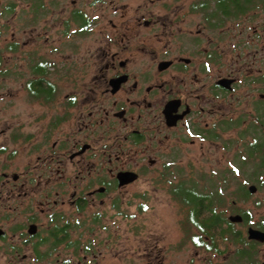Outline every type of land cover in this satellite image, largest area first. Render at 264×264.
I'll use <instances>...</instances> for the list:
<instances>
[{
    "label": "flooded vegetation",
    "instance_id": "flooded-vegetation-1",
    "mask_svg": "<svg viewBox=\"0 0 264 264\" xmlns=\"http://www.w3.org/2000/svg\"><path fill=\"white\" fill-rule=\"evenodd\" d=\"M18 15L0 264H264V0H0V32Z\"/></svg>",
    "mask_w": 264,
    "mask_h": 264
},
{
    "label": "rangeland",
    "instance_id": "rangeland-1",
    "mask_svg": "<svg viewBox=\"0 0 264 264\" xmlns=\"http://www.w3.org/2000/svg\"><path fill=\"white\" fill-rule=\"evenodd\" d=\"M20 15H18V17L15 19V21H17L16 23H14V26L12 27V28H9L8 29V31H7V33L5 34L4 32H0V49L2 50V49H4L5 48V40H6V35L8 36V35H10L11 34V31H13L14 32V36L17 38V39H19L20 40V38H21V36H25V32H24V30H23V27H22V25L20 24ZM3 34H5L4 36H2ZM22 40V39H21ZM20 40V41H21ZM1 91V90H0ZM7 90H5V92H6ZM4 92V93H5ZM21 95V94H20ZM20 98H21V96H19V98L18 99H16V102L17 103H20L21 102V100H20ZM13 102H14V100H13ZM15 108H17L16 110H15ZM21 112V105L19 104V105H13V107L11 108V105H7V106H5V104H3V103H1L0 104V118L1 119H3V120H6V119H8V118H12V116L13 115H11V113L12 112ZM23 115H25V114H23ZM9 119V120H10ZM190 148H193V149H191V151L190 152H188V155H190L191 156V164H193L194 166H197V164L199 163V161L201 160V155H200V152L197 150L198 149V147H190ZM195 148V149H194ZM185 154V153H184ZM185 159V157L183 156L182 157V160H184ZM21 160H22V153L19 151V153H18V155H17V157H16V159H15V162H17L18 164H20L21 163ZM206 169V168H205ZM185 171H186V169H184ZM193 171H195V172H199V170H197V168L196 169H194ZM187 172V171H186ZM174 202H169V205H168V202L166 201V200H161V199H159L158 201H157V208L158 209H170V208H174L175 206H173L174 204H173Z\"/></svg>",
    "mask_w": 264,
    "mask_h": 264
}]
</instances>
